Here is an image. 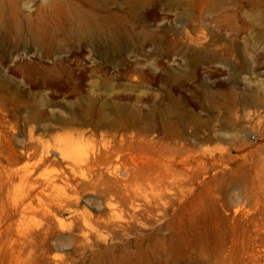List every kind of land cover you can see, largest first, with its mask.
Here are the masks:
<instances>
[{
  "label": "rangeland",
  "instance_id": "374dc122",
  "mask_svg": "<svg viewBox=\"0 0 264 264\" xmlns=\"http://www.w3.org/2000/svg\"><path fill=\"white\" fill-rule=\"evenodd\" d=\"M259 11L0 0V264H264ZM70 135L122 147L119 181L83 169L75 192L51 162Z\"/></svg>",
  "mask_w": 264,
  "mask_h": 264
},
{
  "label": "bare ground",
  "instance_id": "6f19581e",
  "mask_svg": "<svg viewBox=\"0 0 264 264\" xmlns=\"http://www.w3.org/2000/svg\"><path fill=\"white\" fill-rule=\"evenodd\" d=\"M196 4H197V2H196ZM257 19L260 22H264V13L259 11V13L257 14ZM81 27L84 30H88V27L84 22L82 23ZM17 64H18V62H17ZM50 86H51V84H50ZM144 139H145V137H143L140 140V142L144 141ZM80 142H81V136L73 137L70 135L69 137H67L65 139L64 142L58 143V145L56 146L57 157L51 160V162H53V163L66 164V167L71 172V175L65 177L62 174V176H63V178H65L66 181H70V180L77 181V184H75V187H74V191L78 192V191H76V189L79 186H85V185H88L91 183V178H89V176L86 175V173L83 171V169H86L90 172H93V171L99 172L101 170L99 173V176H102V173H103L102 169H106L107 174L106 175L103 174V176H105V178L106 177L108 179L114 178L113 180L119 181L120 178L118 177V175L121 176L122 172L120 170H118V167L115 164L119 160L123 159V156L119 154V152L122 151L121 150L122 147L108 146L107 143H104L98 150L93 151L91 156H80L78 154L80 152ZM44 153L45 152H43V154L40 158L42 162L50 159L49 156L47 154H44ZM130 160H131V164L133 165V168L134 167L145 168L146 165L149 163L147 155H142L139 157L130 156ZM79 169H81L82 171L79 173V175H77ZM67 202L68 201H66V204H67Z\"/></svg>",
  "mask_w": 264,
  "mask_h": 264
}]
</instances>
